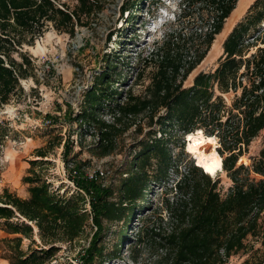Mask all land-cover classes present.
Listing matches in <instances>:
<instances>
[{"label": "trees", "instance_id": "trees-1", "mask_svg": "<svg viewBox=\"0 0 264 264\" xmlns=\"http://www.w3.org/2000/svg\"><path fill=\"white\" fill-rule=\"evenodd\" d=\"M55 1L0 0V108L17 95L20 79L32 67L26 52L19 51L23 44L32 45L48 22L57 30L73 34L74 25L82 15L100 10V0H77L73 10L58 6ZM128 1L121 7V13L133 15L140 11L137 0ZM262 1L255 0L248 8H258ZM236 2L178 1L172 20L165 22L160 37L151 42L148 55L140 59L145 65L152 60L157 63L145 96L132 94L129 87L118 92L125 81L122 69L128 65L125 63L119 69L112 59L106 61L112 64H108L85 93L81 108L73 117L75 123L79 128L92 126L96 130L92 135L97 136L96 143L102 148V154L110 152L116 140L133 125L136 134L141 135L140 116L146 114L148 125H155L157 129L148 130L136 140L129 153L131 160L125 164L126 171L120 173L124 176L120 178L115 198L110 186H101L85 176L74 178L76 187L88 195L90 214L85 210L86 198L82 193L68 195L65 190L60 192L59 187L50 192V186L32 176L22 178L28 184L26 198L4 188L0 193V223L7 232L19 236L4 239L9 255L2 258L9 264H47L58 251L56 244L81 238L89 217L96 230L88 246L83 248L81 264L116 257L126 238L125 229L137 209L144 208L154 186L168 182L171 172L178 173L172 142L197 130L217 139L216 151L222 158V171L232 184L221 196L218 180H212L191 163L170 188L165 187V192L173 190L183 196L176 207L171 206L168 198L164 200L171 221L165 238L167 264H227L232 254L253 248L244 242L248 235L259 239L264 247V147L258 156L251 158L249 165L239 163L251 140L264 129L262 12H257L256 22L260 25L251 34L247 31L252 19L238 22L231 29L222 42V55L212 72L199 71L190 85H183L206 56ZM258 41L262 45L244 57L243 47L254 46ZM13 53H18L21 61ZM228 92L234 94L229 105L221 96ZM103 114H108L110 120L102 118ZM180 146L183 147V142ZM69 151L70 146L66 144L65 157ZM38 153L45 155L43 150ZM122 218L125 229L119 232L111 252L105 253L103 220ZM34 234L39 239L37 248L31 247L36 244ZM23 238L30 239L26 250L21 248ZM135 240L140 243V238ZM239 264H264V251L259 254L255 250Z\"/></svg>", "mask_w": 264, "mask_h": 264}, {"label": "rangeland", "instance_id": "rangeland-1", "mask_svg": "<svg viewBox=\"0 0 264 264\" xmlns=\"http://www.w3.org/2000/svg\"><path fill=\"white\" fill-rule=\"evenodd\" d=\"M178 1L137 0L140 11L128 15L127 12L121 13V7L127 0H100V10L96 9L88 16L82 15L79 23L74 25L73 34L57 30L48 22L44 32L34 38L32 45H22L19 51L26 52L32 67L28 75L20 79L17 95L12 96L10 101L0 108V193L7 188L3 182L19 184L21 191L25 189L28 192V184L22 181L23 176H32L45 182L50 186V192L52 188L57 187L67 191L68 179L79 176L87 178L97 168H101L104 175L96 181L101 186L112 187L113 197H116L120 178L124 176H120V173L126 171L125 164L131 160L129 153L136 140L148 130L157 129V126L148 125L146 114L138 117L142 134L137 135L133 125L116 140L110 152L102 154V148L96 143L97 136L92 135L96 134V130L92 126L79 128L73 117L79 112L85 93L94 85L99 74L106 70L108 64H112L106 62L109 59L115 61L119 69L125 63L128 65L122 69L125 81L117 89L118 92L129 87L132 94L146 95L157 63L152 60L145 65L141 64L140 59L148 55L151 42L160 37L165 22L172 20V13L175 10L177 12ZM254 1L237 0L235 8L224 21L221 32L215 36L204 59L183 82L184 86L190 85L199 71L214 70L222 55L223 40L238 22L246 23L252 19L247 33L251 34L256 30L260 25V22H256L258 11L262 12V21L264 20V2L262 1L258 8H248ZM55 2L68 10H73L78 4L77 0ZM254 44L251 47H243L244 57L250 56L262 45L261 41ZM13 57L21 61L18 53H13ZM143 66L145 67L142 68ZM138 71L140 75L137 76ZM215 94L219 92L215 90ZM221 96L225 104L229 105L234 94L228 92ZM102 118L110 120L108 114H103ZM215 140L217 149L219 144L217 139ZM182 142L183 147L180 146ZM66 144L70 146V151L65 157ZM171 147L177 159L178 173L171 172L168 182L154 186L143 205L144 208L141 211L140 208L137 209L126 229L123 218L111 222L103 220L102 244L105 246V253L111 252L122 229L126 230V238L116 257L106 258L100 263L96 260L93 264H167L165 238L171 221L164 200L168 198L171 206L176 207L183 196L175 194L173 190L167 193L165 187L170 188L180 173H185L191 163L195 164L192 155L186 152L185 136L181 140L175 139ZM263 147L264 129L251 140L239 163L249 165L251 158L258 156ZM38 150H43L45 155L40 156ZM71 165L79 169V176L73 178L70 175ZM201 171L203 172L202 169ZM209 177L218 180L217 190L224 196L232 184L226 172H218ZM251 177L260 178L254 174H251ZM9 191L16 194L12 190ZM85 198V210L90 214L88 195L85 194ZM261 221L262 218L259 219L260 223ZM95 230L96 226L89 217L81 238L72 243L56 244L58 251L47 264H81L83 248L88 246ZM0 231H3L0 232L2 258L3 255H9L4 239L19 234L7 232L1 223ZM137 237L140 238V243L135 240ZM33 239L36 244L31 247L37 248L38 236L34 234ZM244 242L253 248L232 254L227 264H239L250 258L255 250H258L259 254L264 251L259 239L251 235H248ZM29 244L30 239L23 238L21 248L26 250Z\"/></svg>", "mask_w": 264, "mask_h": 264}, {"label": "bare ground", "instance_id": "bare-ground-1", "mask_svg": "<svg viewBox=\"0 0 264 264\" xmlns=\"http://www.w3.org/2000/svg\"><path fill=\"white\" fill-rule=\"evenodd\" d=\"M261 26L264 29V21ZM186 139V152L194 158L195 164L199 165L203 172L215 175L222 172V158L217 153L216 140L214 137L205 136L201 131L188 133Z\"/></svg>", "mask_w": 264, "mask_h": 264}, {"label": "built area", "instance_id": "built-area-1", "mask_svg": "<svg viewBox=\"0 0 264 264\" xmlns=\"http://www.w3.org/2000/svg\"><path fill=\"white\" fill-rule=\"evenodd\" d=\"M261 33L264 34V29H263V27H262L261 30H260V34H261ZM251 39H252V38H251ZM251 39H250V40H251ZM70 167H71V168H70V175H71L73 178L79 176V171L76 170L75 166H74V165H71ZM103 175H104V172L102 171V169H101V168H97V169L93 172V174L88 175L87 178L96 180V179H98V177H101V176H103ZM67 184H68V190H67V192H68L67 194H68V195L72 194L73 192L75 193V192L77 191V192L82 193V194L85 196L84 192H83L81 189H78V188L76 187L75 182H74V179H68V180H67ZM63 191H64V189H60V192H63Z\"/></svg>", "mask_w": 264, "mask_h": 264}, {"label": "crops", "instance_id": "crops-1", "mask_svg": "<svg viewBox=\"0 0 264 264\" xmlns=\"http://www.w3.org/2000/svg\"><path fill=\"white\" fill-rule=\"evenodd\" d=\"M4 187L9 188V190H12L13 192H15L19 197L22 198H26L28 197V192L23 189V191H21V188L19 184L15 185L14 183H10V182H3ZM3 233V231H0ZM5 234V233H4ZM0 264H9L7 259L5 258H0Z\"/></svg>", "mask_w": 264, "mask_h": 264}, {"label": "water", "instance_id": "water-1", "mask_svg": "<svg viewBox=\"0 0 264 264\" xmlns=\"http://www.w3.org/2000/svg\"><path fill=\"white\" fill-rule=\"evenodd\" d=\"M196 166L200 167L199 165L195 164ZM201 168V167H200ZM205 173V172H204ZM207 174V173H206Z\"/></svg>", "mask_w": 264, "mask_h": 264}]
</instances>
